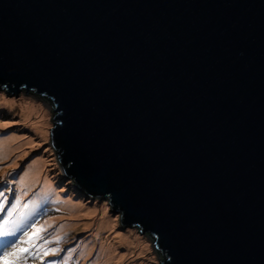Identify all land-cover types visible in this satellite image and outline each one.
<instances>
[{
	"label": "water",
	"instance_id": "obj_1",
	"mask_svg": "<svg viewBox=\"0 0 264 264\" xmlns=\"http://www.w3.org/2000/svg\"><path fill=\"white\" fill-rule=\"evenodd\" d=\"M0 88L159 264H264V0H0Z\"/></svg>",
	"mask_w": 264,
	"mask_h": 264
},
{
	"label": "rangeland",
	"instance_id": "obj_2",
	"mask_svg": "<svg viewBox=\"0 0 264 264\" xmlns=\"http://www.w3.org/2000/svg\"><path fill=\"white\" fill-rule=\"evenodd\" d=\"M52 116L44 98L0 88V220L20 196L22 204L38 205L34 221L51 241L20 264H159L148 236L121 224L105 199L86 197L62 178L50 147ZM20 235L0 237V250ZM47 249L56 254L43 256Z\"/></svg>",
	"mask_w": 264,
	"mask_h": 264
},
{
	"label": "snow or ice",
	"instance_id": "obj_3",
	"mask_svg": "<svg viewBox=\"0 0 264 264\" xmlns=\"http://www.w3.org/2000/svg\"><path fill=\"white\" fill-rule=\"evenodd\" d=\"M3 196L4 193L0 192V197ZM37 207L38 205L34 202L31 205L22 204L21 197L17 196L15 202L7 209L6 215L0 220V237L15 238L17 233L21 235L18 239L5 240L7 247L0 254V264H20L25 254L32 255L41 245L51 242L44 235L46 227L34 221ZM0 211H5L2 203H0ZM60 239L61 237L56 236L55 242H59ZM49 252L56 254V249H47L42 255L48 256Z\"/></svg>",
	"mask_w": 264,
	"mask_h": 264
}]
</instances>
